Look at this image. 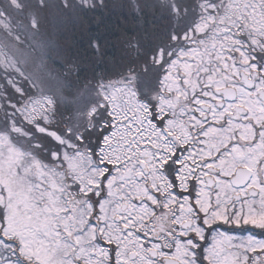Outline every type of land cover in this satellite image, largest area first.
<instances>
[{
  "label": "snow or ice",
  "instance_id": "obj_1",
  "mask_svg": "<svg viewBox=\"0 0 264 264\" xmlns=\"http://www.w3.org/2000/svg\"><path fill=\"white\" fill-rule=\"evenodd\" d=\"M0 264H264V0H0Z\"/></svg>",
  "mask_w": 264,
  "mask_h": 264
},
{
  "label": "trees",
  "instance_id": "obj_2",
  "mask_svg": "<svg viewBox=\"0 0 264 264\" xmlns=\"http://www.w3.org/2000/svg\"><path fill=\"white\" fill-rule=\"evenodd\" d=\"M118 22L115 18L107 19L104 21V25L101 27V31L105 36L108 37L110 43L105 50V56L102 60H93L91 62L81 63L79 67V75L83 78H91L94 74H109L112 71V61L119 57V33L115 27ZM43 29L48 30V32L52 29V25L45 22L43 24ZM87 27L91 28L93 32L97 31V27L95 23H89ZM85 25L77 24L75 28L66 29L62 33L57 36V40L63 42L65 44H69V55L75 58L79 53L83 52L84 43L81 36ZM75 79V74L73 76Z\"/></svg>",
  "mask_w": 264,
  "mask_h": 264
},
{
  "label": "rangeland",
  "instance_id": "obj_3",
  "mask_svg": "<svg viewBox=\"0 0 264 264\" xmlns=\"http://www.w3.org/2000/svg\"><path fill=\"white\" fill-rule=\"evenodd\" d=\"M76 26H77V25H76ZM76 26H75V27H76ZM71 27H72V26H69V29H71ZM43 28H44V27H42V31H43V32H45V33H47V34H49V35L52 34L53 29H52V31L50 30V31L48 32V30H45V29H43ZM58 43H59L63 48H65V49H67V50L70 49V48H69V46H70V41H68L69 44H65L64 41H63V42L58 41Z\"/></svg>",
  "mask_w": 264,
  "mask_h": 264
}]
</instances>
